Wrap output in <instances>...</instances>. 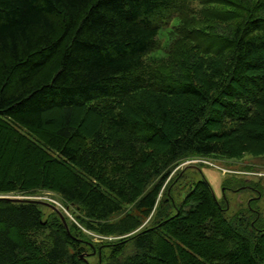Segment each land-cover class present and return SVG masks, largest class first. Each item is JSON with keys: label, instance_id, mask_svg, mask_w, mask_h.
Instances as JSON below:
<instances>
[{"label": "trees", "instance_id": "1", "mask_svg": "<svg viewBox=\"0 0 264 264\" xmlns=\"http://www.w3.org/2000/svg\"><path fill=\"white\" fill-rule=\"evenodd\" d=\"M246 154L264 156V0H0V194L52 191L120 236L104 264H264L258 210L227 215L204 177L170 193L182 161ZM42 205L0 198V264H87L90 237Z\"/></svg>", "mask_w": 264, "mask_h": 264}, {"label": "rangeland", "instance_id": "2", "mask_svg": "<svg viewBox=\"0 0 264 264\" xmlns=\"http://www.w3.org/2000/svg\"><path fill=\"white\" fill-rule=\"evenodd\" d=\"M167 29L162 28L159 32L158 42L161 47L168 42ZM161 52L163 53L162 50H158L154 54L161 55ZM179 171H181L179 178L170 188V193L175 201L178 202L184 196L189 180H197L204 177L209 182L215 197L218 200L226 199L228 206L227 215L233 214L236 211L247 212L250 206V208L258 210L260 222H264V156L246 154L239 159H225L214 156L195 157L184 160L176 165L171 175H175ZM223 180H227V183L224 184ZM223 185H228L229 187L223 189ZM238 185L242 188L239 189ZM5 195L54 202L64 214L67 224L69 226L76 225L80 227L93 241L95 250H91V247L85 245L81 252L85 259L83 261H87V264H104L109 252L107 248H103L102 253L99 255L97 253L98 245L120 237L100 235L83 228V226L78 224L79 222L75 217L77 213L72 208L67 209L62 199L52 191L43 190L29 194L10 192ZM41 209L44 211V214L51 211V208L46 205H42ZM148 219L152 222L153 217H147L145 221ZM47 233L48 229L36 231L35 237L37 242H44ZM128 248L129 245H127L126 250Z\"/></svg>", "mask_w": 264, "mask_h": 264}, {"label": "water", "instance_id": "3", "mask_svg": "<svg viewBox=\"0 0 264 264\" xmlns=\"http://www.w3.org/2000/svg\"><path fill=\"white\" fill-rule=\"evenodd\" d=\"M0 198H5L7 200L10 201H32V202H37L46 206H49L50 208H52L54 211H56V213L58 214L59 218L61 219V221L63 222L66 230L67 229V223L64 217V214L62 213V211L56 206V204L54 202H49V201H44V200H40V199H35V198H28V197H17V196H9V195H0ZM81 258H83L82 254L80 255ZM84 259V258H83ZM85 260V259H84Z\"/></svg>", "mask_w": 264, "mask_h": 264}]
</instances>
